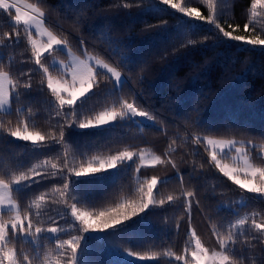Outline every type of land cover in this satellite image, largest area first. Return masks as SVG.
<instances>
[{
    "label": "snow or ice",
    "instance_id": "snow-or-ice-1",
    "mask_svg": "<svg viewBox=\"0 0 264 264\" xmlns=\"http://www.w3.org/2000/svg\"><path fill=\"white\" fill-rule=\"evenodd\" d=\"M224 3L225 0H199L193 7L182 0H152L153 7L143 9L142 13L153 9L163 12L167 8L180 14V23L186 29L194 32L198 24L214 29L212 36L198 40L185 32L182 48H194L209 40L212 47L264 46V0H250L243 24L225 22L226 26L221 23ZM122 7L131 9L133 4L125 3ZM0 12L7 15L9 29L0 34V139L23 142L35 151L60 149L28 166L15 161H10L8 167L0 164V264H94L89 241L122 236L135 225L148 223L155 208L175 206L177 202L187 217L184 243L179 251L117 250L141 264H160L161 257L167 258V264H245L256 245L264 248V219H258L256 213L241 216L238 211L232 213L235 220L213 222L212 217L208 218L207 228L214 241L209 246L193 223V204L199 208L201 203L197 192L181 187L179 195L165 197L160 188L170 178L142 175V170L150 167L170 165L183 186L184 174L171 158L176 151L172 147L175 139L168 145L171 152L166 149L161 155L128 146L106 156L85 159V153L71 143L76 129L100 131L138 120L154 125L156 117L134 100L119 97L110 107L94 114L91 108L85 110L86 102L101 93L115 96L127 78L117 66L90 54L87 48L79 47L80 55H76L63 30H54V26L47 24L44 0H0ZM158 27L166 31L167 22L161 21ZM238 31L245 34H235ZM22 44L27 56L20 63L33 65L27 71L11 59L5 62L6 50ZM79 44L82 46L84 41ZM128 60L125 57L122 63ZM35 73L40 79L34 84ZM107 83L113 88L105 91ZM34 88L40 95L47 94L48 117L56 120L46 131L38 123V110L32 107ZM5 116L9 119H2ZM185 139L197 146L196 155L202 148L209 168L238 187L240 208L245 206L247 194L264 200V142L258 145L253 139L200 134L186 135ZM199 168L204 169L205 164ZM196 170L194 164L192 171ZM126 172L136 174L134 191L130 188L129 196L108 206L96 207V201L81 189V184L102 181L108 176L118 178ZM45 182L52 187L36 194L34 189ZM29 193H33L31 198Z\"/></svg>",
    "mask_w": 264,
    "mask_h": 264
},
{
    "label": "trees",
    "instance_id": "trees-1",
    "mask_svg": "<svg viewBox=\"0 0 264 264\" xmlns=\"http://www.w3.org/2000/svg\"><path fill=\"white\" fill-rule=\"evenodd\" d=\"M182 2L193 7L199 4V0ZM44 3L47 24L54 26V30H63L76 55H80L79 47L87 48L90 54L113 63L127 78L115 96L106 97L101 93L86 102L85 110L91 108L94 114L110 107L119 97L129 102L134 100L156 117L154 125L152 122H128L100 131L76 129L71 143L85 153V159L106 156L128 146L161 155L166 149L171 152L168 145L175 139L172 147L176 151L171 158L184 174L183 186L170 165L150 167L142 170V175L170 178L169 183L160 188L165 197L179 195L181 187L197 192L201 203L199 208L193 204V223L209 246L214 243L207 228L209 217L213 222L235 220L232 213L238 211L241 216L256 213L258 219H264V200L247 194L245 206L240 208L238 187L209 168L202 148L196 155L197 146L185 139L186 135L200 134L253 139L258 145L264 142V49L238 44L231 48L223 44L212 47L211 40L206 44L198 43L194 48H182L185 32L198 40L205 35L212 36L214 29L207 24H198L194 32L186 29L180 23V14L167 8L163 12L153 9L142 13L143 9L153 7L152 0H44ZM125 3H131L133 7L124 9ZM249 4L250 0H225L221 23L225 26V22L243 24ZM161 21L167 22L166 31L158 27ZM8 30L7 15L0 12V34ZM235 34L245 33L238 31ZM81 40L84 41L82 46ZM26 56L22 44L6 50L5 62L11 59L17 67L27 71L33 65L20 63ZM125 57L129 60L122 63ZM32 79L35 84L40 75L35 73ZM112 88L113 85L107 83L105 91ZM48 99L47 94L40 95L34 88L32 107L34 111L38 110V123L45 131L56 123L54 118L48 117ZM59 150L35 151L23 142L9 143L0 139V164L8 167L10 161H15L28 166ZM202 163L204 169L199 168ZM194 164L195 173L192 171ZM135 175L126 172L118 178L108 176L102 181L81 184V189L96 201V207H105L129 196L130 188L134 191ZM50 187L52 185L45 182L34 192L38 194ZM32 195L29 193L28 197ZM27 202L26 199L25 204ZM186 220L179 202L171 207L167 204L163 208L157 207L149 214L148 223L137 224L122 236L89 241L90 259L94 264H141L125 259L117 248H131L141 253L179 251L184 243ZM248 255L245 264H264L262 246L256 245ZM160 264H167V258L161 257Z\"/></svg>",
    "mask_w": 264,
    "mask_h": 264
},
{
    "label": "rangeland",
    "instance_id": "rangeland-1",
    "mask_svg": "<svg viewBox=\"0 0 264 264\" xmlns=\"http://www.w3.org/2000/svg\"><path fill=\"white\" fill-rule=\"evenodd\" d=\"M24 2H26V3H29V2H27L26 0H24ZM247 47H251V48H255V49H264V46H255V47H253V46H247ZM92 55H94V54H92ZM119 70V69H118ZM147 154H150V153H147ZM150 155H152V154H150ZM224 162H226V163H229L230 161H224ZM248 195H252V196H255V194H248ZM256 197V196H255ZM257 198V197H256ZM121 253V252H120ZM122 254V253H121ZM122 256L125 258V259H130V260H133V261H137L136 259H134V258H129L127 255H124V254H122Z\"/></svg>",
    "mask_w": 264,
    "mask_h": 264
},
{
    "label": "built area",
    "instance_id": "built-area-1",
    "mask_svg": "<svg viewBox=\"0 0 264 264\" xmlns=\"http://www.w3.org/2000/svg\"><path fill=\"white\" fill-rule=\"evenodd\" d=\"M137 122L141 124V123L150 122V121H147V120L139 121V120H138Z\"/></svg>",
    "mask_w": 264,
    "mask_h": 264
}]
</instances>
